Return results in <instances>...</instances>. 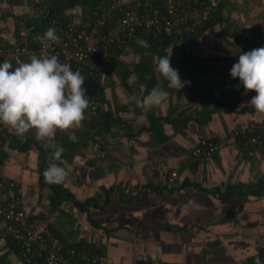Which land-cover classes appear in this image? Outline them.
<instances>
[{
	"label": "crops",
	"instance_id": "0c3cea01",
	"mask_svg": "<svg viewBox=\"0 0 264 264\" xmlns=\"http://www.w3.org/2000/svg\"><path fill=\"white\" fill-rule=\"evenodd\" d=\"M71 1H57L54 9L78 16L81 4ZM211 2L212 24L198 35L157 48L140 34L129 40L100 82L98 110L80 128L37 141L34 130L18 136L0 124V181L19 184L28 218L65 244L103 255L105 264H235L264 257V186L256 189L264 181V148L248 157L242 136L250 126L264 127V113L248 104L256 93L245 94L229 75L239 54L253 50L241 37L264 39V0ZM49 5L0 0V47L17 43L23 21L41 19ZM171 52L184 82L180 90L155 71L156 58ZM33 54L41 57L32 49L0 56V64L10 61L14 69ZM153 87L167 91L168 102L140 107ZM202 140L218 145L208 160L191 154ZM54 144L64 149L55 161L69 173L63 187L81 203L95 197L100 207L81 210L68 199L55 204L41 186L40 169L51 162ZM0 264H25L1 234Z\"/></svg>",
	"mask_w": 264,
	"mask_h": 264
},
{
	"label": "built area",
	"instance_id": "2783aa9c",
	"mask_svg": "<svg viewBox=\"0 0 264 264\" xmlns=\"http://www.w3.org/2000/svg\"><path fill=\"white\" fill-rule=\"evenodd\" d=\"M80 7L78 16L66 10L55 12L42 28L31 32L23 29L17 43L0 47V56L6 58L35 49L41 57L56 55L60 62L79 71L85 77L84 88L91 101L86 117L100 106V82L110 62L140 31L145 35L152 32L171 37L194 36L212 20L211 0H86ZM218 26L232 33L233 28L228 24L219 22ZM49 28L56 30L58 43L42 44L38 39ZM241 39L253 49L264 47L263 37ZM242 136L248 157L264 148V127L250 126ZM199 144L191 152L195 158L208 160L218 149V145L207 140ZM174 178L175 173H171L169 181ZM20 197L18 183L0 181V234L12 240L25 264L41 261L44 264H105L103 255L70 248L44 224L28 218ZM257 257L264 264V257L260 255H255L250 262L235 264H256Z\"/></svg>",
	"mask_w": 264,
	"mask_h": 264
},
{
	"label": "clouds",
	"instance_id": "9594fccd",
	"mask_svg": "<svg viewBox=\"0 0 264 264\" xmlns=\"http://www.w3.org/2000/svg\"><path fill=\"white\" fill-rule=\"evenodd\" d=\"M42 44L58 43L60 38L54 28L38 37ZM171 54L156 58L155 71L169 87L181 89L179 71L171 66ZM229 75L239 79L245 94L255 92L248 102L258 113H264V47L241 52ZM85 77L73 71L56 55L38 57L33 54L28 62L14 67L10 61L0 64V124L10 127L14 134L24 136L34 130L37 141H46L57 130L80 128L85 112L90 107V97L84 88ZM169 100V93L153 87L138 100L140 107H160ZM54 152L43 175L49 184L69 182V173L55 163L62 156L63 147L54 144ZM256 264H261L259 257Z\"/></svg>",
	"mask_w": 264,
	"mask_h": 264
},
{
	"label": "trees",
	"instance_id": "16d2710c",
	"mask_svg": "<svg viewBox=\"0 0 264 264\" xmlns=\"http://www.w3.org/2000/svg\"><path fill=\"white\" fill-rule=\"evenodd\" d=\"M75 1L76 0H74V3H73V1H71L72 3L70 4V5H72V7L74 6V4H75ZM86 0H79V1H76V2H78L77 4H82L83 2H85ZM212 3V2H211ZM71 7V8H72ZM65 9H60L59 7H57L56 9H53L52 10V13H51V15H53L55 12H60V11H64ZM47 15H48V12H46V14L41 18V19H38V20H36L34 23H30V22H28V21H23V23H24V25H25V27H26V29L28 30V32H31L30 30H31V27H34L36 30H38L39 28H42L45 24H46V22H47V20H48V18L49 17H47ZM212 23L211 22H209L205 27H204V29L206 28V27H208V25H211ZM198 34H200V32L199 33H197L196 35H198ZM140 35H143V37H145V38H147L150 42H151V44H153V48L155 47V48H157V47H159V45H164V44H166L169 40H171L173 37H171V36H168V35H166L165 33H161V34H154V33H152V32H149L148 33V35H145L142 31H140ZM132 40V39H131ZM162 45V46H163ZM30 48H33L32 46H30ZM119 53V52H118ZM120 55V54H119ZM116 57H118V56H116ZM116 57H114L113 59H115ZM112 59V60H113ZM87 117H89V116H87ZM86 117V118H87ZM85 118V119H86ZM25 146H27L26 145V143H24L23 145H22V149L24 148V150H26L27 148H28V146L27 147H25ZM45 169L46 168H41L40 169V180H41V186H47L51 191H52V193H53V197H54V203L55 204H59V202H62V200H66V199H68V200H71L72 201V204H74V206L75 207H77L78 209H81V210H86V208L87 207H92V208H98V207H100L99 205H97V199L94 197V198H91V199H89L88 201H86V202H84V203H81V202H79V201H76L73 197H72V195L68 192V190L65 188V187H63V185L62 184H49L48 182H46V180L44 181V180H42L41 179V177L43 176V173H44V171H45ZM262 186H264V181H261L258 185H256V189L257 188H260V187H262ZM111 190H113V189H111V188H109V189H106V190H104L103 192H104V197H105V200H104V204H106L107 202H108V199H107V195L111 192ZM103 207V206H102ZM58 237V236H57ZM9 238V237H8ZM64 244H65V242L61 239V238H59ZM12 241V240H11ZM68 247H70V248H75V249H77L78 251H82V252H87L86 250L87 249H84L83 247H79V246H74V245H69L68 243L66 244ZM13 246H14V248H15V250L17 251V254H18V248L13 244ZM90 250V249H89ZM91 251H94V250H91Z\"/></svg>",
	"mask_w": 264,
	"mask_h": 264
},
{
	"label": "water",
	"instance_id": "95a60500",
	"mask_svg": "<svg viewBox=\"0 0 264 264\" xmlns=\"http://www.w3.org/2000/svg\"><path fill=\"white\" fill-rule=\"evenodd\" d=\"M57 1H64V0H49L50 5H49V10H48L47 17H49L51 15L52 10L54 9V6L57 4Z\"/></svg>",
	"mask_w": 264,
	"mask_h": 264
}]
</instances>
